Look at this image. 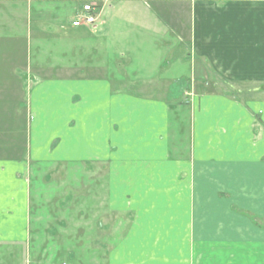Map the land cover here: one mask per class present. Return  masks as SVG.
Instances as JSON below:
<instances>
[{
    "label": "crops",
    "instance_id": "0c3cea01",
    "mask_svg": "<svg viewBox=\"0 0 264 264\" xmlns=\"http://www.w3.org/2000/svg\"><path fill=\"white\" fill-rule=\"evenodd\" d=\"M76 190L108 264H264V0H0V243Z\"/></svg>",
    "mask_w": 264,
    "mask_h": 264
},
{
    "label": "rangeland",
    "instance_id": "374dc122",
    "mask_svg": "<svg viewBox=\"0 0 264 264\" xmlns=\"http://www.w3.org/2000/svg\"><path fill=\"white\" fill-rule=\"evenodd\" d=\"M186 23H190V19L188 17L186 19ZM142 48L143 47H139V50ZM159 49L163 48H157V50ZM120 52L121 54H125V51ZM153 54L154 51L147 52V54L145 53V55L142 57L140 56V58H143L145 61H152V59L155 58ZM30 55L33 56L34 52L29 54V56ZM162 57H165V55H162ZM118 58L127 60L128 54L126 56L121 55ZM131 66L132 65H127L125 68L128 76L132 75V70L134 69V67ZM141 69L142 68H140V70ZM222 88L230 90L233 87L223 84ZM83 179L84 186H86L85 181L88 179L86 177H83ZM89 182V190L90 187H96V184L94 183H97V176H90ZM81 184L75 183L74 188L76 189L77 186H79L78 188L80 189ZM86 195H88V197ZM83 197L90 200L89 209L81 208L79 206L83 203ZM73 199V209L62 207L61 209H58L57 212L58 218L65 219L67 217L66 219L69 222L68 228L70 233L67 234V239H56L55 237L51 238L50 236L44 238V235H49V233H45V228H42L41 233H37V231L36 233H31V236H33L32 239L25 241H9L8 243L2 242L0 243V264H108L107 254L104 250L108 246L105 245L110 242L114 243L115 240H113V238L110 242L105 241L102 238V235H99L98 233L97 222L100 218L99 215H103L106 211L109 212V208L104 209L102 207L105 205L104 203L102 205L101 199L98 200V192L95 190H91L88 193L76 190L74 192ZM105 203L106 207H108L107 197L105 198ZM98 206H100V208H98ZM46 210H49V208ZM71 212H73L72 215ZM82 219L89 220L90 224L88 228L81 223ZM71 222L72 224H70ZM255 224H257V226H263V224H261L258 220ZM42 226L47 228L46 224ZM51 226L53 227L54 224ZM58 227L59 225H57V228ZM65 235L66 234H63V236Z\"/></svg>",
    "mask_w": 264,
    "mask_h": 264
},
{
    "label": "built area",
    "instance_id": "2783aa9c",
    "mask_svg": "<svg viewBox=\"0 0 264 264\" xmlns=\"http://www.w3.org/2000/svg\"><path fill=\"white\" fill-rule=\"evenodd\" d=\"M97 21V14L94 12V5L91 3L84 4L82 12L73 21L74 26L93 25Z\"/></svg>",
    "mask_w": 264,
    "mask_h": 264
}]
</instances>
